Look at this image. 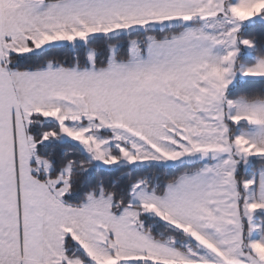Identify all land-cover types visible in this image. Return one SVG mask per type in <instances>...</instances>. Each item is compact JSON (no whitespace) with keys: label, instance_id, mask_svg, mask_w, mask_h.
<instances>
[{"label":"snow or ice","instance_id":"obj_1","mask_svg":"<svg viewBox=\"0 0 264 264\" xmlns=\"http://www.w3.org/2000/svg\"><path fill=\"white\" fill-rule=\"evenodd\" d=\"M0 264H264V0H0Z\"/></svg>","mask_w":264,"mask_h":264}]
</instances>
